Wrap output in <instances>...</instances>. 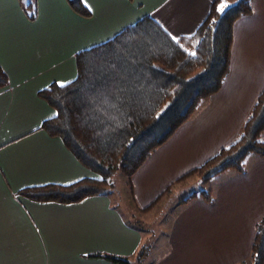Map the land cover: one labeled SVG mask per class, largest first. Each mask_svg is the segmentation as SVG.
<instances>
[{"label":"crops","instance_id":"obj_1","mask_svg":"<svg viewBox=\"0 0 264 264\" xmlns=\"http://www.w3.org/2000/svg\"><path fill=\"white\" fill-rule=\"evenodd\" d=\"M81 1L90 10L87 16L74 13L66 0H0L5 73L0 84V264H119L103 254L135 264L145 242L143 227L117 208L108 190L69 202L19 192L98 176L63 140L37 125L54 109L36 90L50 81H69L75 73L73 51L104 40L141 14L154 17L172 37L190 33L211 0ZM249 10L232 21L229 64L217 91L125 178L133 209L148 213L165 203L175 186L198 176L174 178L236 136L264 87V0H250ZM260 136L264 139V128ZM244 168L223 174L210 187L209 203L201 196L178 203L165 249L149 264H234L248 256L253 224L264 212V158L252 154ZM156 197L149 210L139 209Z\"/></svg>","mask_w":264,"mask_h":264},{"label":"trees","instance_id":"obj_2","mask_svg":"<svg viewBox=\"0 0 264 264\" xmlns=\"http://www.w3.org/2000/svg\"><path fill=\"white\" fill-rule=\"evenodd\" d=\"M249 1L235 0L221 13L216 10L221 0H211L196 27L190 33H179L177 41L154 17L144 13L104 40L73 51L75 73L70 80L50 81L36 90L54 109L37 125L63 140L77 161L98 176L26 186L19 192L37 200L69 202L105 192L112 171L119 170L129 180L146 155L217 91L229 64L232 21L250 13ZM66 3L78 15L90 12L81 0ZM30 6V2L24 5L27 9ZM4 75L0 68V84L5 83ZM255 95L236 136L172 181L197 175L205 182L228 168L243 172L244 155L249 152L264 158L260 136L264 87ZM197 196L207 203L213 199L208 187L193 190L181 200ZM157 198L139 209L146 212ZM258 216L248 256L234 264H264V212ZM146 246L139 245L136 257ZM103 255L119 264L130 263L122 256Z\"/></svg>","mask_w":264,"mask_h":264},{"label":"rangeland","instance_id":"obj_3","mask_svg":"<svg viewBox=\"0 0 264 264\" xmlns=\"http://www.w3.org/2000/svg\"><path fill=\"white\" fill-rule=\"evenodd\" d=\"M25 1V0H24ZM228 3H233L235 0H227ZM94 13V12H93ZM96 14V13H94ZM252 152L246 153L244 156V162L249 161L252 157ZM232 171L234 169L221 170L219 174L214 177H209L207 181L202 182L194 176L193 178L186 179L179 186H175L174 190L169 197L165 200V203L159 204L155 208H151L148 213H141L138 210H135L131 206L130 199L127 196V186L125 184V176L121 174L119 170L112 171L109 181H108V191L110 192L111 200L116 202V206L123 213H126L132 222H137L145 233V245L141 254L133 259L135 264H149L152 259H156L159 254L165 249L164 239L167 237V230L170 227L171 215H173L174 210L177 208L178 203L184 202L181 200L185 195L191 190L199 188H208L213 187L220 179L223 174L225 175L227 171ZM183 181V180H182ZM181 182V181H180ZM185 203V202H184ZM161 206V208H160Z\"/></svg>","mask_w":264,"mask_h":264},{"label":"snow or ice","instance_id":"obj_4","mask_svg":"<svg viewBox=\"0 0 264 264\" xmlns=\"http://www.w3.org/2000/svg\"><path fill=\"white\" fill-rule=\"evenodd\" d=\"M227 7H229V4L227 2V0H221V3L219 5H217V12H223ZM172 39L174 41H177L180 39V37H176V36H173Z\"/></svg>","mask_w":264,"mask_h":264}]
</instances>
